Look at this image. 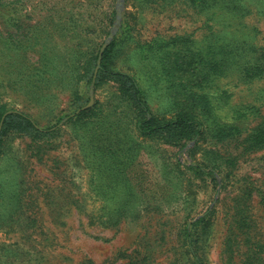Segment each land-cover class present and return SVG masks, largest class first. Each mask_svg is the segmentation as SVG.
I'll use <instances>...</instances> for the list:
<instances>
[{
	"label": "rangeland",
	"instance_id": "1",
	"mask_svg": "<svg viewBox=\"0 0 264 264\" xmlns=\"http://www.w3.org/2000/svg\"><path fill=\"white\" fill-rule=\"evenodd\" d=\"M115 41L150 114L202 134L140 135L94 67ZM13 110L57 127L1 135L0 264H264V0H0Z\"/></svg>",
	"mask_w": 264,
	"mask_h": 264
},
{
	"label": "trees",
	"instance_id": "2",
	"mask_svg": "<svg viewBox=\"0 0 264 264\" xmlns=\"http://www.w3.org/2000/svg\"><path fill=\"white\" fill-rule=\"evenodd\" d=\"M115 45L116 41L112 42L104 50L101 67L98 73L106 74L108 77L119 83V88L123 96L130 100L133 106L139 110L140 116L136 122V126L140 135L157 136L167 143L177 144L183 140H190L202 134L204 131V123L193 113L182 112L175 118L163 121L150 114L148 102L146 101L136 78L128 72L108 68L107 61L113 52ZM98 56L99 54L95 58L94 67L96 66ZM92 78L93 72L91 80ZM1 121L2 128L0 130V138L2 133L7 130L25 134H52L57 127V125L47 128L41 127L30 115L18 110L0 112V123ZM208 215L209 212L199 218L196 223L202 222L208 217ZM193 253L197 258L198 264H204L197 254L195 252Z\"/></svg>",
	"mask_w": 264,
	"mask_h": 264
},
{
	"label": "water",
	"instance_id": "3",
	"mask_svg": "<svg viewBox=\"0 0 264 264\" xmlns=\"http://www.w3.org/2000/svg\"><path fill=\"white\" fill-rule=\"evenodd\" d=\"M108 44L107 43H105L103 46H102V48H101V50H100V53H99V57H98V65H97V70L99 69V67H100V63H101V59H102V55H103V52H104V50H105V48H106V46H107ZM96 70V71H97ZM93 98L91 99V101L89 102V106H91L92 104H93ZM2 124V123H1Z\"/></svg>",
	"mask_w": 264,
	"mask_h": 264
}]
</instances>
